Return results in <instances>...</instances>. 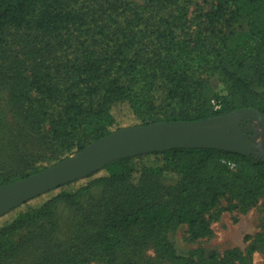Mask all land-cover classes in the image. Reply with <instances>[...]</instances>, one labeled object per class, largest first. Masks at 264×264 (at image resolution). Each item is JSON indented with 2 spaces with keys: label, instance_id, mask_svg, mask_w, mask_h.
I'll list each match as a JSON object with an SVG mask.
<instances>
[{
  "label": "trees",
  "instance_id": "trees-1",
  "mask_svg": "<svg viewBox=\"0 0 264 264\" xmlns=\"http://www.w3.org/2000/svg\"><path fill=\"white\" fill-rule=\"evenodd\" d=\"M202 1L209 4L206 29L191 34L189 0H107L103 9L85 0H0V88L17 107L14 136L31 135L35 150L15 143L0 185L128 127L115 115L122 108L136 119L132 125L240 108L264 114V0ZM221 23H243L244 31L227 39L215 33ZM205 66L225 94L201 75ZM261 196L263 157L214 148L125 157L1 216L0 264L33 242L35 259L48 264H146L148 248L164 264H253L252 253L264 251L262 232L245 254L233 248L189 256L175 252L167 233L182 224L189 239L206 237V216L222 198L224 210L245 211ZM61 202L75 216L63 243L51 236Z\"/></svg>",
  "mask_w": 264,
  "mask_h": 264
},
{
  "label": "water",
  "instance_id": "water-1",
  "mask_svg": "<svg viewBox=\"0 0 264 264\" xmlns=\"http://www.w3.org/2000/svg\"><path fill=\"white\" fill-rule=\"evenodd\" d=\"M244 119L249 122L242 125ZM257 133L263 138L260 144L254 141ZM174 148H214L264 158V114L254 108H240L201 120L159 121L120 128L41 171L1 184L0 216L119 159Z\"/></svg>",
  "mask_w": 264,
  "mask_h": 264
},
{
  "label": "rangeland",
  "instance_id": "rangeland-1",
  "mask_svg": "<svg viewBox=\"0 0 264 264\" xmlns=\"http://www.w3.org/2000/svg\"><path fill=\"white\" fill-rule=\"evenodd\" d=\"M85 1L93 3L97 8L103 9L105 7L104 3H106L107 0ZM143 1L144 0H134L136 4L142 3ZM208 7L209 4L204 3L202 0H189L187 17L190 19L189 32H191V34L198 29H201V31L206 29H204L205 22L203 12H205ZM242 31H244L243 23H231L230 25L221 23L215 28L216 35L226 36L228 37L227 39L230 40ZM204 32L207 33L206 31ZM212 47H217V45L213 44ZM201 75L209 78V83L216 93L225 94V84L219 79L214 70L211 71V67L208 68L205 66ZM17 112L16 105L8 98L6 88H0V169L3 167L5 169H11L13 166L10 165V163H13L15 143L19 145L23 143L28 149L27 152L35 151L33 148L34 138L31 135L27 136L25 139H18L13 134L18 133V123H20ZM115 115L118 118L119 125L133 126L132 124L137 123L131 113L124 108L118 110ZM255 135L254 141L260 144L263 139L262 136L258 133ZM16 140L18 142H16ZM258 149L256 152L259 151ZM95 191H99V189ZM41 200L38 203H40ZM227 205V199L222 198L217 206L206 216L211 228V233L206 237L191 240L186 233L185 225L181 224L172 228L167 233V237L172 243L175 252L181 256H189L193 253L201 252L207 253L209 251L222 254L226 250L237 248L240 252L245 254L254 235L260 232L264 233V196L259 197L256 203L245 211L239 210L238 208L224 210ZM219 209H222V211L220 214L216 215L215 212ZM74 223L75 216L72 209L64 202L59 203L56 207L55 226L54 230L51 232V236L60 243H63L67 235L73 230ZM47 233L43 234L40 242ZM246 237L249 238L246 239ZM38 251L39 247L36 248V244L33 242L26 248H21L14 256L6 259L2 264H48L47 262L41 263L39 262L40 260L35 259ZM143 255L145 257L144 261H148L146 264H164L155 259L154 252L151 248H148ZM65 256L62 257L66 258ZM252 260L253 264H264V251H255L252 253ZM86 264L103 263L89 261Z\"/></svg>",
  "mask_w": 264,
  "mask_h": 264
},
{
  "label": "built area",
  "instance_id": "built-area-1",
  "mask_svg": "<svg viewBox=\"0 0 264 264\" xmlns=\"http://www.w3.org/2000/svg\"><path fill=\"white\" fill-rule=\"evenodd\" d=\"M211 102H212V105H213L214 108L218 107L217 103L214 100H212ZM230 166H233V164H231Z\"/></svg>",
  "mask_w": 264,
  "mask_h": 264
},
{
  "label": "flooded vegetation",
  "instance_id": "flooded-vegetation-1",
  "mask_svg": "<svg viewBox=\"0 0 264 264\" xmlns=\"http://www.w3.org/2000/svg\"><path fill=\"white\" fill-rule=\"evenodd\" d=\"M242 121V125H245V124H247L249 121L248 120H246V119H244V120H241Z\"/></svg>",
  "mask_w": 264,
  "mask_h": 264
}]
</instances>
